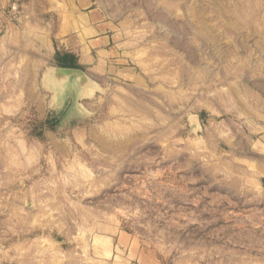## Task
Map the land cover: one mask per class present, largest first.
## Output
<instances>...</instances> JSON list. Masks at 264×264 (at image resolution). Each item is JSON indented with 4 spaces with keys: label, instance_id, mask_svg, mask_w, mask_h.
I'll use <instances>...</instances> for the list:
<instances>
[{
    "label": "rangeland",
    "instance_id": "1",
    "mask_svg": "<svg viewBox=\"0 0 264 264\" xmlns=\"http://www.w3.org/2000/svg\"><path fill=\"white\" fill-rule=\"evenodd\" d=\"M51 2L2 16L0 264H264V0H92L119 40L87 91L48 81Z\"/></svg>",
    "mask_w": 264,
    "mask_h": 264
},
{
    "label": "crops",
    "instance_id": "2",
    "mask_svg": "<svg viewBox=\"0 0 264 264\" xmlns=\"http://www.w3.org/2000/svg\"><path fill=\"white\" fill-rule=\"evenodd\" d=\"M19 1L24 2L26 9L32 16H34L37 8L44 13L51 11V9H56V4L51 2V0ZM57 1L58 3L61 2V0ZM9 2L10 0H0V8L9 4ZM73 2L71 27L76 36L74 44L72 42L68 45L66 44L65 51L69 50L70 54L75 56L79 64H82L83 59L91 54L92 59H95L102 65L106 62L107 57L113 55L116 51V45L119 40V28L114 22L105 19L102 13L93 7L92 0H73ZM39 26H43L44 28L41 27L42 29L36 31L35 38L41 44L49 47L51 41L46 32V23L43 22ZM65 30L61 26L59 34L66 35L67 31ZM56 52L57 50L54 51L55 56Z\"/></svg>",
    "mask_w": 264,
    "mask_h": 264
},
{
    "label": "built area",
    "instance_id": "3",
    "mask_svg": "<svg viewBox=\"0 0 264 264\" xmlns=\"http://www.w3.org/2000/svg\"><path fill=\"white\" fill-rule=\"evenodd\" d=\"M2 16L18 24L23 22L28 15L23 2L19 0H11L8 10H3L0 14V37L10 32V27L5 21L6 18L3 19Z\"/></svg>",
    "mask_w": 264,
    "mask_h": 264
},
{
    "label": "water",
    "instance_id": "4",
    "mask_svg": "<svg viewBox=\"0 0 264 264\" xmlns=\"http://www.w3.org/2000/svg\"><path fill=\"white\" fill-rule=\"evenodd\" d=\"M73 76L80 77V80L84 85L86 91L89 89L90 82L88 80L87 75L82 69L76 67H63V66L53 67L51 70L49 82L53 84H58Z\"/></svg>",
    "mask_w": 264,
    "mask_h": 264
},
{
    "label": "trees",
    "instance_id": "5",
    "mask_svg": "<svg viewBox=\"0 0 264 264\" xmlns=\"http://www.w3.org/2000/svg\"><path fill=\"white\" fill-rule=\"evenodd\" d=\"M60 55V54H59ZM58 65L63 67H79V64L77 63L75 56L70 53H65L62 56L57 57ZM53 124L52 122H49V125Z\"/></svg>",
    "mask_w": 264,
    "mask_h": 264
},
{
    "label": "bare ground",
    "instance_id": "6",
    "mask_svg": "<svg viewBox=\"0 0 264 264\" xmlns=\"http://www.w3.org/2000/svg\"><path fill=\"white\" fill-rule=\"evenodd\" d=\"M48 81H49V79H48Z\"/></svg>",
    "mask_w": 264,
    "mask_h": 264
}]
</instances>
